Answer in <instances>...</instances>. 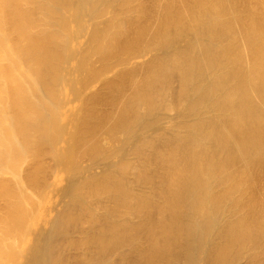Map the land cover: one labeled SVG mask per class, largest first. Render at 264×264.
Wrapping results in <instances>:
<instances>
[{
	"label": "bare ground",
	"instance_id": "6f19581e",
	"mask_svg": "<svg viewBox=\"0 0 264 264\" xmlns=\"http://www.w3.org/2000/svg\"><path fill=\"white\" fill-rule=\"evenodd\" d=\"M0 264H264V0H0Z\"/></svg>",
	"mask_w": 264,
	"mask_h": 264
}]
</instances>
